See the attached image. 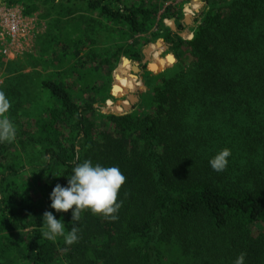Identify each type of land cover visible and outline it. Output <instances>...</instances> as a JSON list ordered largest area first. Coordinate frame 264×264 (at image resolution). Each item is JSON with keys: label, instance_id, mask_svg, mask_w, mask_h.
I'll list each match as a JSON object with an SVG mask.
<instances>
[{"label": "trees", "instance_id": "1", "mask_svg": "<svg viewBox=\"0 0 264 264\" xmlns=\"http://www.w3.org/2000/svg\"><path fill=\"white\" fill-rule=\"evenodd\" d=\"M10 2H23L26 14L35 13L41 2L83 4L85 11L129 36L151 32L159 15L155 2L146 0ZM207 2L209 9L192 39L184 41L163 29L173 50L188 46L192 61L161 75L138 114H111L99 122L93 104L80 105L64 83L47 78L40 89L55 104L45 107L37 120L26 105L31 74L18 71L17 63L0 53L5 112L18 125L24 148L40 146L46 154L43 163L31 165L32 180L21 183L23 168L3 156L0 142V264H58L62 257L69 264H183L188 258L233 264L242 252L245 264H264V0ZM191 19L189 13L186 26ZM76 25L75 38L67 32L62 40L78 56L80 46L88 47L94 38L86 26ZM56 38L52 33L51 40ZM109 42L90 50L94 58L85 55L79 61L100 56L94 69L106 62L113 66L124 52L119 46L109 48ZM132 56L142 60V48ZM171 57L156 52L150 66L159 70L157 63L163 67ZM133 69L130 91L114 93L128 95V100L121 106L110 102L111 108L122 110L140 86L138 67L133 64ZM129 75L119 73L118 79ZM224 148L231 151L229 163L216 172L209 160ZM86 159L117 166L126 178L117 193L121 207L115 220L86 209L73 222L71 209L57 213L49 207L53 186L65 185L63 175ZM46 210L61 219L65 233L78 227L76 243L66 245L63 236L44 238Z\"/></svg>", "mask_w": 264, "mask_h": 264}, {"label": "rangeland", "instance_id": "2", "mask_svg": "<svg viewBox=\"0 0 264 264\" xmlns=\"http://www.w3.org/2000/svg\"><path fill=\"white\" fill-rule=\"evenodd\" d=\"M146 2H155L159 8L155 25L149 33L131 36L120 33L118 25L107 22L99 17L97 13L85 11L83 4H71L63 7L62 5H55L53 2H41L38 4V10L35 13L26 14L23 2L11 3L10 0H5L0 3V53L7 60L16 62L18 71L31 74V95L25 102L31 113L35 114V119L39 120L41 118L45 107L55 104V101L49 98L47 92L40 89L43 79L51 78L64 83L80 105L93 104V114L100 122L103 117L111 114L140 113L141 107L139 105L147 102L148 96L158 84L161 75L169 73L179 64L190 65L192 56L188 46L184 45L180 50H173L172 43L163 35V29L170 28L174 34H177L184 41L192 39L193 32L209 9L207 0H146ZM197 6L198 8L195 9ZM11 12L17 19L14 24L7 22ZM189 13L192 16L191 24L186 26V18ZM77 22L87 27L88 33L94 38V41L91 42H95L94 45L88 42L90 43L88 47L82 44L78 56L74 51L76 48L70 46V43H66V40H62L67 32L72 34L70 39L75 38L73 33H76V28H78ZM170 22L175 24L176 30ZM105 27L109 29L106 39L103 35L106 30ZM24 29L26 30L25 34L27 33L25 37H23ZM52 33L57 36L56 39L51 40ZM156 33L158 35H155ZM186 33H190L192 37L188 38ZM79 34L81 36L82 32L79 31ZM104 40L110 41L108 43L109 48L119 46V49L124 52L118 62L113 66H109L106 62L100 65L101 69H94L93 66L98 65L96 62L102 59L100 56L85 64L79 61L85 55L89 56V60L94 58L92 57L94 54L92 51L90 53V50L95 51ZM105 46L106 44L102 45L101 48H105ZM138 48H142L143 52V58L140 61L132 56V53ZM147 50H150V52L147 53ZM156 52L162 58H165L168 54L174 56L171 57L172 62L163 65V67L157 63L159 70L155 72L152 70L150 62ZM173 57H175V60ZM133 64L138 67L136 75L141 84L130 96L136 95L138 100L133 103L130 110L126 111L122 107L121 112L117 113L110 107L109 103H113L114 106H121V102L128 100V95L117 97L114 90L115 92L130 91L129 84L131 83V75H133ZM90 70L95 71L90 72ZM119 73L122 76H127L129 73L130 75L127 79L119 80ZM5 78L6 73L1 70L0 85L5 83ZM90 84L96 85V88L90 89L88 87ZM129 104H132L131 100H129ZM3 117L9 119L6 112ZM11 122L16 128V135L12 141H4L2 154L3 156L7 155L8 160L15 163L17 167L23 168L24 175L21 177L20 182H30L32 180L31 165L43 163L46 154L40 150V146L34 147L29 144L24 148L18 125L13 121ZM35 190L41 196L39 190L37 188ZM258 231L257 227L254 228L255 234ZM168 256L171 255L168 254ZM207 259L205 260L207 261ZM184 261L183 264H204L201 259L197 263L191 258ZM58 264L69 263L66 257H62ZM211 264H218V262L213 259Z\"/></svg>", "mask_w": 264, "mask_h": 264}, {"label": "clouds", "instance_id": "3", "mask_svg": "<svg viewBox=\"0 0 264 264\" xmlns=\"http://www.w3.org/2000/svg\"><path fill=\"white\" fill-rule=\"evenodd\" d=\"M7 107V101L0 93V113L7 111ZM15 135L16 128L13 123L7 117H0V142H10ZM230 156V149H221L210 158V167L216 172H223L228 166ZM63 176L66 177V184L56 183L49 194L51 209L57 213L68 212L71 209L70 221L73 222H79L81 212L86 209L105 218L117 219L115 214L121 207L120 202H117V193L126 179L117 166L93 164L86 159L76 163L70 175ZM42 223L47 229L42 235L48 240L63 236L64 243L72 245L79 239L78 227L73 225L71 230L65 233V224L56 218L53 211L43 212ZM245 258L246 253L242 252L235 258L233 264H245Z\"/></svg>", "mask_w": 264, "mask_h": 264}, {"label": "water", "instance_id": "4", "mask_svg": "<svg viewBox=\"0 0 264 264\" xmlns=\"http://www.w3.org/2000/svg\"><path fill=\"white\" fill-rule=\"evenodd\" d=\"M172 56H174V55H172ZM174 58V60H175V57H173ZM175 62V61H174ZM152 70L153 71H157L155 68H152ZM115 89V88H114ZM114 93H115V90H114ZM132 98H130V100H131V102H132V104H127V105H125V104H123V108L126 110V111H128V110H130L132 107H133V103H135L137 100H138V97L136 96V95H132L131 96ZM113 110L115 111V112H117V113H120L121 111L120 110H118L117 108H113ZM107 111H108V109H107Z\"/></svg>", "mask_w": 264, "mask_h": 264}, {"label": "built area", "instance_id": "5", "mask_svg": "<svg viewBox=\"0 0 264 264\" xmlns=\"http://www.w3.org/2000/svg\"><path fill=\"white\" fill-rule=\"evenodd\" d=\"M17 21V19H16V17H15V15L11 12V14H10V16L8 17V19H7V22L9 23V24H14L15 22ZM4 32V31H3ZM25 32H26V30L24 29L23 30V37H25L26 36V34H25Z\"/></svg>", "mask_w": 264, "mask_h": 264}]
</instances>
